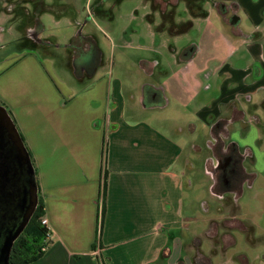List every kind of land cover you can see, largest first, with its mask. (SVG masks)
I'll list each match as a JSON object with an SVG mask.
<instances>
[{
  "label": "crops",
  "instance_id": "1",
  "mask_svg": "<svg viewBox=\"0 0 264 264\" xmlns=\"http://www.w3.org/2000/svg\"><path fill=\"white\" fill-rule=\"evenodd\" d=\"M216 1L205 8L202 29L206 38L217 35L225 57H203L192 43L179 59L174 46L168 68L158 57L129 68L134 84L111 70L100 75L102 61L86 57L74 86L32 48L2 56L7 47L0 45V103L31 153L50 226L44 255L29 264H181L173 245L191 185L186 133L198 129L192 103L201 94L194 114L211 129L210 141L222 120L223 146L234 144L245 160L264 163V0ZM213 10L220 27L211 24ZM231 11L244 14L249 26L234 29ZM41 22L40 39L28 44L37 50L46 45ZM148 25L154 43L161 33Z\"/></svg>",
  "mask_w": 264,
  "mask_h": 264
},
{
  "label": "rangeland",
  "instance_id": "2",
  "mask_svg": "<svg viewBox=\"0 0 264 264\" xmlns=\"http://www.w3.org/2000/svg\"><path fill=\"white\" fill-rule=\"evenodd\" d=\"M215 1L0 0V45L5 44L7 47L1 55L8 51L20 53L26 47L32 48L52 66L59 80L79 86L75 78L76 71L85 64L86 57L97 54L93 64L99 63V59L102 61L100 75L109 76L111 70L115 78L134 84L136 74L128 72L129 68L136 69L140 65L139 60L147 57H158L161 64L168 68L167 65L173 60L170 51L174 46L178 49L179 59L183 57L181 50L192 43L202 48L203 57L209 56L216 60L225 57V48L217 40V35H214L217 39L211 40L205 37L202 29L205 22L202 18L207 13L205 8L208 4L212 6ZM40 6L45 8L44 11H39ZM212 13L211 24L220 27L216 21L217 12L213 10ZM233 16L238 17L234 29L236 25L249 26L244 14L231 11L230 17ZM241 17L243 20L239 21ZM41 20L44 25L42 34L47 43L43 42L45 47L38 46L37 50L28 44L33 43L31 38L34 41L40 39L37 32L41 29ZM191 22L193 26L186 33ZM148 23L152 25L153 31L161 33L154 43L148 41ZM18 40L26 41V44L19 45ZM236 57L237 54L232 62ZM211 80L216 88L210 95L216 96L219 79L213 77ZM125 94L128 96L127 92ZM203 98L201 94L192 103V121L198 129L186 133L191 144L189 158L193 166L186 172L191 185L187 187L184 199L185 224L175 231L173 246L176 257H181L184 262L181 264H193L197 248L211 259L212 264H264V163L260 160L256 164L248 158L244 161L243 166L253 173L254 178L251 182L242 183L238 208L233 202L228 206L213 193V178L208 173L210 168L207 164L212 157L209 148L212 132L194 114ZM171 108L177 115L174 97H171ZM225 196L230 197L229 194ZM235 210L236 218L246 228L249 226L250 232L238 227L228 229L235 243L224 247L222 237L228 231L225 221L233 218L230 213ZM213 225L217 237L210 236ZM197 238L199 244L195 242Z\"/></svg>",
  "mask_w": 264,
  "mask_h": 264
},
{
  "label": "water",
  "instance_id": "3",
  "mask_svg": "<svg viewBox=\"0 0 264 264\" xmlns=\"http://www.w3.org/2000/svg\"><path fill=\"white\" fill-rule=\"evenodd\" d=\"M233 16L230 24L235 25ZM39 202V186L30 152L12 116L0 103V264H11L15 241Z\"/></svg>",
  "mask_w": 264,
  "mask_h": 264
},
{
  "label": "flooded vegetation",
  "instance_id": "4",
  "mask_svg": "<svg viewBox=\"0 0 264 264\" xmlns=\"http://www.w3.org/2000/svg\"><path fill=\"white\" fill-rule=\"evenodd\" d=\"M216 2L217 1H215L213 5H215ZM43 42L47 43V41ZM190 50V46L184 48L182 50L183 56L187 55ZM95 60L96 55L92 56L88 63L93 64ZM217 123V135H214L212 141L209 142L212 157L207 161L210 168L208 173L213 178L212 191L220 200L225 201L228 206L233 202L235 207L238 208L239 189L243 182H251L253 180L251 179L253 173L247 172V169L243 166L247 154L241 153L234 144L230 143L226 147L223 146L222 136H220L222 134L220 131L224 123L222 120ZM226 194H229L230 197H226ZM236 210L234 212L231 211V216L236 214Z\"/></svg>",
  "mask_w": 264,
  "mask_h": 264
},
{
  "label": "trees",
  "instance_id": "5",
  "mask_svg": "<svg viewBox=\"0 0 264 264\" xmlns=\"http://www.w3.org/2000/svg\"><path fill=\"white\" fill-rule=\"evenodd\" d=\"M39 11H44V7L40 6ZM207 16V13L205 14V17ZM204 17V18H205ZM193 23H190V27L185 31L186 33L192 28ZM184 32V33H185ZM183 33V34H184ZM218 123H216L213 126V136L217 135L216 132V126ZM31 155V153H30ZM32 158V156H31ZM33 162V158H32ZM34 164V162H33ZM35 175L37 179V168L35 167ZM253 175L251 179H253ZM45 215L44 210V203L39 195V202L38 206L36 208V211L31 218L29 224L25 228L24 232L20 235V237L15 241L14 246L12 248L11 257H10V263L11 264H29L32 263L38 259H40L44 253L46 248L49 245V235L47 228L41 224L40 217ZM232 219H228L225 221L226 229L235 228L238 227L242 230H245L249 232V227L246 228V225L238 220L236 218V214L232 215ZM216 227L213 225V228L210 230V233L212 236H215ZM223 244L224 247H228L230 245H233L235 243V238L232 236V234L229 232V230L223 235ZM196 243H200V240L197 238L195 239ZM195 264H212L211 259L201 253L200 251L197 252L196 257L194 259Z\"/></svg>",
  "mask_w": 264,
  "mask_h": 264
},
{
  "label": "built area",
  "instance_id": "6",
  "mask_svg": "<svg viewBox=\"0 0 264 264\" xmlns=\"http://www.w3.org/2000/svg\"><path fill=\"white\" fill-rule=\"evenodd\" d=\"M41 224L44 225L48 230V235L50 237V226H49V219L47 216L43 215L40 217Z\"/></svg>",
  "mask_w": 264,
  "mask_h": 264
}]
</instances>
